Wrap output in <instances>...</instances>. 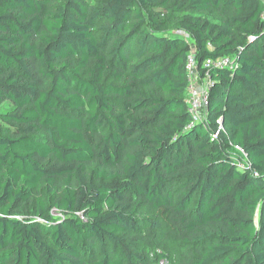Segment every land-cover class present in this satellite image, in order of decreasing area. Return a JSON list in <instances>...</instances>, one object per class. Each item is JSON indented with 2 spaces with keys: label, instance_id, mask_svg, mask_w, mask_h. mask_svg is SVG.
I'll return each instance as SVG.
<instances>
[{
  "label": "trees",
  "instance_id": "16d2710c",
  "mask_svg": "<svg viewBox=\"0 0 264 264\" xmlns=\"http://www.w3.org/2000/svg\"><path fill=\"white\" fill-rule=\"evenodd\" d=\"M3 102L0 264H264L263 0H0Z\"/></svg>",
  "mask_w": 264,
  "mask_h": 264
},
{
  "label": "rangeland",
  "instance_id": "374dc122",
  "mask_svg": "<svg viewBox=\"0 0 264 264\" xmlns=\"http://www.w3.org/2000/svg\"><path fill=\"white\" fill-rule=\"evenodd\" d=\"M210 15L213 17H217L216 12H211ZM194 79L197 81L196 78ZM8 106L9 104L7 102L1 103L0 111L6 109ZM232 153L234 154L235 159L239 162V165H241L243 153L237 149L232 150ZM49 213L53 216L59 215L57 211H55L52 207L49 208ZM139 213V219L149 216L148 213L145 211H140ZM149 230L152 236V242L150 244L151 247L150 245H145V248L149 253V257L153 258L158 264H176V262L183 256V248L167 240L164 234L162 233L161 229L158 228V226L152 224Z\"/></svg>",
  "mask_w": 264,
  "mask_h": 264
},
{
  "label": "built area",
  "instance_id": "2783aa9c",
  "mask_svg": "<svg viewBox=\"0 0 264 264\" xmlns=\"http://www.w3.org/2000/svg\"><path fill=\"white\" fill-rule=\"evenodd\" d=\"M264 4V0H263ZM187 68L189 72V84L186 88V105L187 112L194 119H200L205 114V109L208 101V90H209V81L203 80L200 81L198 77V72L196 70V65L192 60V55L187 57ZM218 65L231 68L233 66V60L230 58L224 57L219 58L215 61L210 59L206 60V65ZM196 78L197 81L194 79Z\"/></svg>",
  "mask_w": 264,
  "mask_h": 264
}]
</instances>
